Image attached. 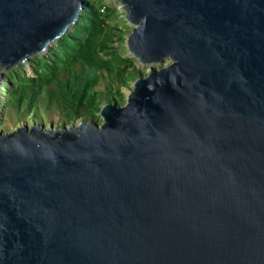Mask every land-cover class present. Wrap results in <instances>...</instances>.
Returning a JSON list of instances; mask_svg holds the SVG:
<instances>
[{"label": "water", "instance_id": "95a60500", "mask_svg": "<svg viewBox=\"0 0 264 264\" xmlns=\"http://www.w3.org/2000/svg\"><path fill=\"white\" fill-rule=\"evenodd\" d=\"M119 1L155 66L101 124L0 129V264H264V0ZM82 14L0 0V82Z\"/></svg>", "mask_w": 264, "mask_h": 264}, {"label": "trees", "instance_id": "16d2710c", "mask_svg": "<svg viewBox=\"0 0 264 264\" xmlns=\"http://www.w3.org/2000/svg\"><path fill=\"white\" fill-rule=\"evenodd\" d=\"M100 2L83 0V14L73 30L32 61L36 78L26 79L20 70L23 66L6 73L7 79L0 86L6 94L4 104L19 108L26 104L24 117L48 122L47 113L39 114L37 106L38 99L47 95L48 107L58 104L68 110L65 121L71 123L75 118L72 113L95 119L103 104L125 100L118 86L124 88L134 81L133 59L117 51L115 46L121 38L117 33L121 31L109 24L114 11Z\"/></svg>", "mask_w": 264, "mask_h": 264}, {"label": "rangeland", "instance_id": "374dc122", "mask_svg": "<svg viewBox=\"0 0 264 264\" xmlns=\"http://www.w3.org/2000/svg\"><path fill=\"white\" fill-rule=\"evenodd\" d=\"M101 4H104L106 7H109V9H112L114 12V17H112V20L109 21V24L112 26H117L118 29L121 31V33H117V35L121 36V38L118 39V42L116 44V49L121 53V55L125 58H130L133 59L132 61V72L137 76L140 75H147L149 73V67L150 66H155V65H143L140 63L136 57H134L129 49H128V38L131 32H133L134 26L130 24L126 20V11L124 10V7L119 0H100ZM84 7V5H83ZM73 28H71L69 32H71ZM57 44V43H56ZM53 44L52 46H54ZM51 46V47H52ZM48 52V51H47ZM47 52L37 55V56H32L31 60L27 63L18 65L15 68H21L20 70L22 71V75L26 79H34L36 78V72L34 71V64L32 61H36V58H41L44 56ZM4 73H7L6 71L3 70ZM135 80V79H134ZM2 82H0L1 86ZM134 88V81H131L127 87L121 88V86H118V89L122 95H124L125 100L124 103L127 101V96L129 94V91ZM100 89H103L100 87ZM4 101H6V94L4 92L0 91V129L2 130L3 133L7 134L9 132L14 131L16 128L22 126V125H27L29 127H33L34 125H39L41 124L40 122H33L30 118L24 117V113L27 111V105L24 104L23 107L19 108L16 105L13 104H4ZM106 104V103H105ZM103 104V106L105 105ZM39 114L40 111L46 112L48 117H46V121H43L44 125L46 128H48L50 125H53L54 128H59L62 126L70 127L72 124L78 126L81 123L87 122V121H96L98 124L102 123L103 117L101 114L95 115V119H91L90 115H82L80 113L78 116H76L75 113H72L71 115L74 116V121L71 123H66L65 118H67L68 110H62L61 107L58 104H54L51 108L48 107V97L45 95L44 99H38L37 102ZM49 108V111H48Z\"/></svg>", "mask_w": 264, "mask_h": 264}]
</instances>
